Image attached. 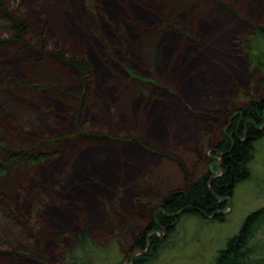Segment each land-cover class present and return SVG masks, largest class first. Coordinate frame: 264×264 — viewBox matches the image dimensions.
<instances>
[{
    "label": "rangeland",
    "instance_id": "374dc122",
    "mask_svg": "<svg viewBox=\"0 0 264 264\" xmlns=\"http://www.w3.org/2000/svg\"><path fill=\"white\" fill-rule=\"evenodd\" d=\"M159 1L126 0V10L139 13L157 6L165 8L168 17L174 14L177 24L188 29L183 58L163 71L150 73L139 66L133 78L124 72V77L107 84L108 94L101 103L109 112V126H88L100 135L104 129L117 128L121 142L90 144L77 136L55 146L68 145L80 158L87 153L84 160L89 170L74 179L63 201L61 234L71 247L55 248L35 258L37 263L24 264H56L58 259L64 264H132L148 251L153 256L143 260L145 264H212L246 216L264 207L263 115L257 128L260 137L248 162V179L238 183L231 196L216 199L224 219L177 215L168 223L169 234L166 228L152 231V217L160 212L164 195L185 189L188 181L204 174H210V180L222 175V154L214 146L222 135L231 139L228 130L241 109L264 98L260 85L264 37L257 30L264 27V0ZM12 45L0 46V66H6L0 68L2 76L21 62L12 52L3 53L6 47L12 51ZM77 85H68L66 91L76 95ZM117 109L124 122H116L121 116ZM70 123L69 128L65 121L59 124L55 137L74 135L76 128ZM29 164L36 166L33 159ZM147 229L151 232L146 239L156 238L155 243L152 239L143 254L132 250L138 235ZM82 231L88 236L86 242L75 243ZM254 235V245L263 250L264 230ZM3 257L0 264H15Z\"/></svg>",
    "mask_w": 264,
    "mask_h": 264
},
{
    "label": "trees",
    "instance_id": "16d2710c",
    "mask_svg": "<svg viewBox=\"0 0 264 264\" xmlns=\"http://www.w3.org/2000/svg\"><path fill=\"white\" fill-rule=\"evenodd\" d=\"M125 3L0 0V46L13 43L12 51L7 47L2 51L21 59L11 66V73L6 70L14 78L0 74V255L8 261L36 262L35 258L55 248L71 247L61 234L63 201L74 179L89 170L84 160L87 153L80 158L68 145L55 146L77 136L90 144L122 141L117 128L104 129L100 135L88 126H109V112L101 103L108 94L107 84L124 77V72L133 78L139 66L146 72L166 70L185 54L188 29L177 24L174 14L168 17L165 8L157 6L131 13ZM257 30L264 37V27ZM166 35L170 38H163ZM68 85H77L80 91L71 95ZM260 85L264 92V78ZM122 114L116 122H124ZM263 115L264 98L240 110L228 130L231 139L222 135L214 146L222 154V175L210 180V174H204L195 182L188 181L185 189L164 195L162 211L152 218V231L163 227L169 234L171 215L178 212L206 220L210 215L213 221L224 219L216 199L231 196L235 186L248 179V162L260 137L257 128ZM64 121L68 128L74 123L75 134L55 137ZM32 159L34 168L29 166ZM259 230H264V207L246 216L212 264H264V249L259 251L254 245ZM150 232L139 234L132 250L148 251L146 234ZM78 235L73 241L85 243L87 235ZM152 256L148 251L132 264H145L143 260Z\"/></svg>",
    "mask_w": 264,
    "mask_h": 264
},
{
    "label": "bare ground",
    "instance_id": "6f19581e",
    "mask_svg": "<svg viewBox=\"0 0 264 264\" xmlns=\"http://www.w3.org/2000/svg\"><path fill=\"white\" fill-rule=\"evenodd\" d=\"M159 211H162V209L160 210V208H159ZM178 214H180V213L178 212V213H176V214H172L171 216H172V217H175V216H177ZM162 229H163V228H162ZM162 229H161V230H162ZM84 235H85V234H83V233H80V234H79V236H84ZM85 236H86V235H85ZM87 238H88V236H87ZM147 241L150 243V240H147ZM58 263H59V264H64L62 261H59ZM56 264H57V263H56Z\"/></svg>",
    "mask_w": 264,
    "mask_h": 264
},
{
    "label": "flooded vegetation",
    "instance_id": "af4514ba",
    "mask_svg": "<svg viewBox=\"0 0 264 264\" xmlns=\"http://www.w3.org/2000/svg\"><path fill=\"white\" fill-rule=\"evenodd\" d=\"M160 210H161V208H160ZM152 218H154V216L152 217ZM163 227H161L160 229H162ZM163 230V229H162Z\"/></svg>",
    "mask_w": 264,
    "mask_h": 264
},
{
    "label": "water",
    "instance_id": "95a60500",
    "mask_svg": "<svg viewBox=\"0 0 264 264\" xmlns=\"http://www.w3.org/2000/svg\"><path fill=\"white\" fill-rule=\"evenodd\" d=\"M263 126H264V125H263ZM263 126H262V127H263Z\"/></svg>",
    "mask_w": 264,
    "mask_h": 264
}]
</instances>
